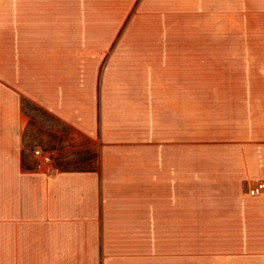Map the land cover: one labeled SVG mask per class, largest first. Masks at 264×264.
Listing matches in <instances>:
<instances>
[{"label":"crops","instance_id":"0c3cea01","mask_svg":"<svg viewBox=\"0 0 264 264\" xmlns=\"http://www.w3.org/2000/svg\"><path fill=\"white\" fill-rule=\"evenodd\" d=\"M135 2L0 0V264H264V49L234 40L239 81L219 103L206 84L200 131L182 81L199 36L158 0L129 18ZM24 99L89 136L99 168L41 162ZM200 219L227 240L200 245Z\"/></svg>","mask_w":264,"mask_h":264},{"label":"rangeland","instance_id":"374dc122","mask_svg":"<svg viewBox=\"0 0 264 264\" xmlns=\"http://www.w3.org/2000/svg\"><path fill=\"white\" fill-rule=\"evenodd\" d=\"M142 1L136 0L129 18ZM158 2L162 8L166 9L165 15L177 14L174 18H160V24L166 26L175 20L182 24L181 33L184 37L197 35L200 38L198 60L191 58L183 60L182 81L186 83L196 81L199 84V130H205L207 118L212 119L211 112L214 106L213 102L206 101V84L213 88L212 100L215 99V103H219L217 99L225 93L223 90L225 85L239 81L237 59L239 43L234 41L238 40L237 37H246L247 47L261 45L264 49V9H252L253 4H250L248 0H158ZM159 12H163V9ZM210 36H214L215 42H207L211 40ZM223 37H226L224 40L231 38L232 42H223ZM228 46L232 51L230 57V54L225 51ZM196 61L198 62V74L195 70ZM246 68L247 78H255L250 75L249 67ZM23 105L24 111L31 117L26 139L33 150L39 147L44 151H49L52 165L62 170L99 168L100 150L89 136L36 106L28 99H24ZM26 159L29 166L36 164V160L27 157V154ZM206 222V219H200L199 222L200 245L222 243L227 240L226 236L207 235L206 228H202L206 227ZM230 241L237 242L238 235L232 234ZM201 258L202 253H200V261Z\"/></svg>","mask_w":264,"mask_h":264},{"label":"built area","instance_id":"2783aa9c","mask_svg":"<svg viewBox=\"0 0 264 264\" xmlns=\"http://www.w3.org/2000/svg\"><path fill=\"white\" fill-rule=\"evenodd\" d=\"M35 154L40 158L43 163H50L52 161L51 154L40 148L35 149ZM251 195H260L264 193V182H259L257 185L249 189Z\"/></svg>","mask_w":264,"mask_h":264}]
</instances>
